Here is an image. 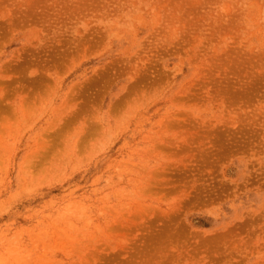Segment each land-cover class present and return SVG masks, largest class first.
I'll use <instances>...</instances> for the list:
<instances>
[{"label": "rangeland", "instance_id": "obj_1", "mask_svg": "<svg viewBox=\"0 0 264 264\" xmlns=\"http://www.w3.org/2000/svg\"><path fill=\"white\" fill-rule=\"evenodd\" d=\"M0 264H264V0H0Z\"/></svg>", "mask_w": 264, "mask_h": 264}]
</instances>
